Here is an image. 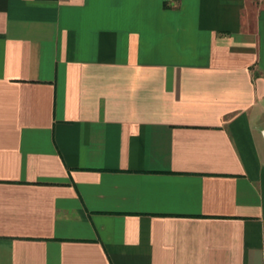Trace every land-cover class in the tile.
Returning a JSON list of instances; mask_svg holds the SVG:
<instances>
[{"label": "crops", "instance_id": "1", "mask_svg": "<svg viewBox=\"0 0 264 264\" xmlns=\"http://www.w3.org/2000/svg\"><path fill=\"white\" fill-rule=\"evenodd\" d=\"M0 264H264V0H0Z\"/></svg>", "mask_w": 264, "mask_h": 264}]
</instances>
